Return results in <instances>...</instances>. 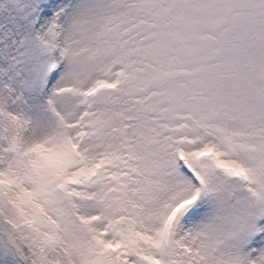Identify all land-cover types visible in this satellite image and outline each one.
Masks as SVG:
<instances>
[{"label":"snow or ice","instance_id":"snow-or-ice-1","mask_svg":"<svg viewBox=\"0 0 264 264\" xmlns=\"http://www.w3.org/2000/svg\"><path fill=\"white\" fill-rule=\"evenodd\" d=\"M0 264H264V0H0Z\"/></svg>","mask_w":264,"mask_h":264}]
</instances>
